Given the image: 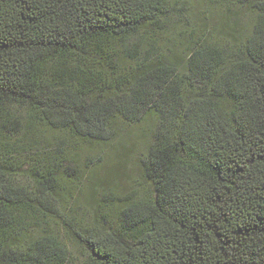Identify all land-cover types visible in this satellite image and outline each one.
Segmentation results:
<instances>
[{
    "label": "trees",
    "instance_id": "16d2710c",
    "mask_svg": "<svg viewBox=\"0 0 264 264\" xmlns=\"http://www.w3.org/2000/svg\"><path fill=\"white\" fill-rule=\"evenodd\" d=\"M221 1L232 14L221 38L197 25L175 57L152 45L129 65L116 40L166 32L181 3L0 0V264L71 259L64 234L30 233L52 211L14 182L18 146L4 140L21 125L2 122L15 106L87 143L116 141V119L152 122L131 160L137 196L112 220L97 201L88 226L62 222L89 264H264V0ZM28 173L40 194L69 195L56 171Z\"/></svg>",
    "mask_w": 264,
    "mask_h": 264
},
{
    "label": "rangeland",
    "instance_id": "374dc122",
    "mask_svg": "<svg viewBox=\"0 0 264 264\" xmlns=\"http://www.w3.org/2000/svg\"><path fill=\"white\" fill-rule=\"evenodd\" d=\"M176 1L181 3L177 6L178 12L163 19V24L169 26L166 32L155 36L140 33L116 40L112 50L123 59L124 64L130 62L131 65L134 55L138 56L140 51L152 45L159 54L175 57L185 49L187 38L197 25L200 26L197 27L198 31H209L207 40L221 38L228 30H223L221 23L231 19L232 14L221 7L219 3L223 1L172 0L173 3ZM240 21L244 22L243 28L247 29V20L240 18ZM227 24L229 27L233 22L229 21ZM118 66H123L121 60L118 61ZM12 108L2 124L7 127L3 128L4 132L15 127V120L21 125V131L4 140L18 146L16 151L10 153V160L8 159L15 166H21V172L17 173L14 182L35 190L43 206L52 211L43 224L33 222L29 227L30 233L33 237L44 236L47 232L64 234L62 236L71 257L68 264H89L84 251L74 244L69 246L62 222L70 217L81 226H88L93 220L94 203L97 201L101 205V213L106 219L112 220L118 206L137 196L138 191L132 181L131 160L133 152L146 140L152 122L148 119L140 125H130L116 119V124L121 128L120 137L116 141L109 144L87 143L71 137L64 130L43 125L36 118L31 125L32 113L29 110L19 106ZM51 170L59 173L54 187L59 191L69 192L72 199L69 200L67 195L65 200L57 201L47 193L40 194L43 189L39 179L28 173L37 171L44 174ZM72 175H80L84 185L81 181L76 185Z\"/></svg>",
    "mask_w": 264,
    "mask_h": 264
}]
</instances>
